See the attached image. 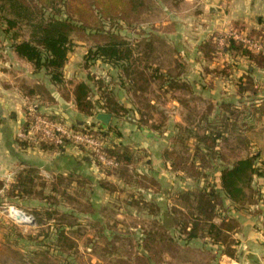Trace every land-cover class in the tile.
<instances>
[{
	"label": "rangeland",
	"instance_id": "374dc122",
	"mask_svg": "<svg viewBox=\"0 0 264 264\" xmlns=\"http://www.w3.org/2000/svg\"><path fill=\"white\" fill-rule=\"evenodd\" d=\"M64 1L0 0V71L8 72L22 93V87L35 89L42 95L49 92L53 96L52 91L58 92L63 109L71 108V92L81 82L89 84L90 97L96 107H100L102 96L110 95L120 101L127 95L131 107L127 109V115L113 118L112 123L117 124L111 123L115 131L113 139L121 135L119 124L130 118L140 128L153 131L163 140L162 150L166 145L173 149L166 152L167 157L174 153L185 159H193L198 142L195 136L198 138L206 132L214 134L220 129L226 131L224 138L227 141H219L218 149L211 158H206L205 173L198 175V178L184 172H171L158 178L140 171L133 174V165L139 162L141 150L130 151L134 162L130 165L132 177L128 181L117 177L112 183L98 182V186L93 185L96 181L78 179L74 175H54L44 171L49 175L46 177L41 171L40 176L35 177V187L26 191L22 204L14 206L5 203L4 199L0 203V264H157L161 260L172 264V253H177L178 249L182 252L184 242L188 241L181 228L174 224L172 206H182L179 199L190 190L208 188L220 192V171L248 157H259L258 162L263 167L261 176L254 178L246 190L248 204L239 209L247 208L249 211V205H264V102L259 110L253 112L252 109L246 110L249 106L245 105L243 98L236 100L233 94L227 95L238 84L241 71H246L242 62L244 55L241 51H230V42L253 53L264 54V34L259 33L264 31V26H245L241 22H232L228 28L210 26L214 22L204 11L205 5L214 3V0H194L193 3L188 0H107L105 5L100 1V7L94 2L92 15L86 11V7L83 8L84 21L72 35L73 50L62 71L64 81L55 85L44 72L36 73L30 63L15 58L10 38L14 34L18 41L31 40L34 24L55 15V10L50 9L52 5L57 9L62 6L60 15L67 16ZM189 10L191 18L195 13L202 17L194 22L191 19L189 26H183L184 22L179 24L178 21L186 18ZM14 11L22 12V18H17ZM8 19L17 20L15 30L9 35L4 31ZM176 38L180 41V47ZM111 39L129 44L132 57L128 65L144 73L140 75L145 78L144 92L134 95V89L121 77L119 68L92 59L90 51L95 52L97 45ZM245 39L261 45L262 49L257 50ZM207 42L213 44L211 53L205 52L209 59L206 60L208 68L206 65H195L193 69L185 68L182 72L177 70L179 66L175 68L176 64L183 66L185 60L194 57L197 47L204 52L203 47ZM178 50L182 51L181 57L176 54ZM227 52L228 55L223 56ZM173 75L179 78L181 86L179 91L169 94L164 86L169 84ZM184 80L191 84L190 89H187ZM54 98L49 107L59 105ZM222 103L233 105L230 106V113L236 112L239 116L235 132L221 126L222 118L227 114L220 106ZM39 105L36 97L28 104L29 107ZM50 117L61 120L59 115L50 114ZM180 121L183 124H179ZM113 139L110 145L117 150ZM149 146H152L151 139ZM91 162L105 173L106 168ZM123 184L127 192L126 187H120ZM132 185L136 187L130 190ZM139 187L152 188L148 191ZM112 192H116L115 197L110 196L105 201L102 194ZM130 200L135 205L130 206ZM43 202L45 206L41 205ZM224 209L226 211L221 213V217L223 214L232 216L240 212L228 199H225ZM18 212L31 218L30 222L21 224L27 220L25 216V220H20L18 216L22 214ZM41 212L45 217L43 222L37 221V214ZM260 212L263 210L254 209L247 213L263 216ZM154 232L162 235L149 244L145 238ZM195 246L191 245V248ZM147 248L149 254L144 252ZM209 259L207 255L201 261L207 263Z\"/></svg>",
	"mask_w": 264,
	"mask_h": 264
},
{
	"label": "trees",
	"instance_id": "16d2710c",
	"mask_svg": "<svg viewBox=\"0 0 264 264\" xmlns=\"http://www.w3.org/2000/svg\"><path fill=\"white\" fill-rule=\"evenodd\" d=\"M100 1L104 5L107 3V0H65L63 8L66 9V13L68 14L62 17L60 15L62 6L57 9L56 6L52 5L50 9L55 10V15L48 20H42L38 24H34L35 30L31 40L18 41V38L13 34L10 38L12 41L11 49H13L19 59L30 63L36 73L44 72L53 84H62L64 81L62 71L73 50L74 42L72 35L77 30V26H82V22L84 21L85 12L83 8L86 7V11L92 15L93 3H98L99 6ZM14 12H16L14 14L17 15V18H22V12ZM7 25L4 31L9 35L15 30L17 20L8 19ZM259 33L264 34V31H260ZM212 48V43L207 42L203 50L209 54L213 50ZM229 50L241 51L244 56L254 61L257 66L264 68V54H254L247 48L237 45L235 42H230ZM90 55L93 56L92 59L102 60L105 63L119 68L121 77L134 89V95H137L139 92H144L145 78L144 76L140 77L144 73L141 69V71L139 69H133L128 65L132 57V50L128 43L123 40L111 39L105 44L97 45L95 52L90 51ZM86 58L88 59V56ZM156 73L158 74L159 72L157 71ZM22 88H24L23 95L29 102L34 97L39 100L40 105L36 112L46 116L41 111V107L42 105L48 106L53 103L54 97L52 94L48 92L46 95H42L35 89L28 87ZM246 89L248 88H241V90ZM71 97L79 113L91 120H94L101 111L111 114L113 118H121L128 114L127 108L120 104L119 100H115L110 95L102 96L100 99V107H96L95 103L91 100L90 86L87 82H81L75 85L71 92ZM230 108L229 106H222L223 112L227 114L223 116L221 126L230 128L232 132H235L238 128L239 116L236 112L230 113ZM228 113H230V116ZM29 117L30 115L27 113V120L24 127L29 124ZM98 125H100L99 122L95 123L92 121L91 125L84 122L79 126L76 123L72 128L75 131L82 132L88 130L105 143L104 152L118 163L117 168L105 169L104 172L107 175H114L125 181L131 180L130 165L134 162L131 152L126 148H123L121 151L116 150L114 147L112 148L110 145L112 143L111 134L115 133L113 126L105 127L108 129L105 131L103 125L97 129L96 127ZM208 133L210 132H206L202 136H198V138L195 136V141L198 142L195 145L196 153L193 159H185L174 153L168 154L169 159H171V166L175 171L184 172L193 178H198V175L205 173L204 166L207 163L206 158H211L213 152L218 149L217 146L220 140L224 139V141H227L224 138L226 131L220 129L214 134ZM20 144L27 147L25 143L20 142ZM65 147V145L56 146L54 143L42 139L38 146V148L48 152H59L65 149ZM77 149L83 152L81 148ZM258 159L259 157L240 159L220 171L218 189L222 195L215 189L209 190L208 188L190 190L181 195L179 202L182 203V206L181 208L173 207L172 215L174 217V224L181 228L188 241L207 237L212 244L222 246L225 255L230 258H235L236 253L233 248L235 240H233L232 234L237 229L238 222L227 215L221 217V213H225L226 211L224 209L225 199H228L233 204L236 211L248 204L246 190L251 186L254 178L261 176L260 170H262L263 166L259 164ZM91 161L93 160L91 159ZM96 164L103 167L100 163ZM37 176V171L29 169L20 172L16 176L15 181L9 186L0 180V203H3L4 199L5 203L14 206L22 204L26 198V191L35 187V177ZM44 187L45 185H43ZM41 205L45 206L44 202ZM261 214L263 215L264 222V210ZM43 215L42 212L38 213L37 217L39 219L37 221L43 222L45 220ZM217 217H221L222 221L220 224L215 222ZM146 237L145 239L147 241L149 240V244L156 241L155 232L148 234ZM146 247H148V244Z\"/></svg>",
	"mask_w": 264,
	"mask_h": 264
},
{
	"label": "crops",
	"instance_id": "0c3cea01",
	"mask_svg": "<svg viewBox=\"0 0 264 264\" xmlns=\"http://www.w3.org/2000/svg\"><path fill=\"white\" fill-rule=\"evenodd\" d=\"M188 1L190 3H193L194 0ZM205 7L206 8L204 13H208L209 19L214 22L213 24H210V26H223L226 28L227 26H231L232 22H241L245 26H264V0H214V3L205 5ZM190 10L188 11L189 14L186 16V18L182 17V20L180 19L178 21L179 24L184 22L183 26H186V24L189 26L191 19H193L194 22L196 21V18L202 17L200 14L195 13V16L191 18ZM185 20L188 22H185ZM253 20H255L256 23ZM201 34H203V32ZM177 41V45L180 47V41ZM196 45L197 44L195 43V46ZM198 46L200 47V45ZM197 49L195 52V56L185 60L186 62H184L183 66H181L180 64L175 65V68L179 66L177 68L179 72L184 71L185 68L187 70L189 68L193 69L195 65H199V67L206 65L207 68L209 67L206 63V60L209 61V59L206 57L205 51L203 52L198 47ZM176 54L181 57L182 51L178 50ZM227 55L228 52L224 53L223 56L226 57ZM243 57L242 62L245 64L244 66L246 68V71L240 70L241 73L238 76V84H236V87L231 88L230 91L232 92L228 93L227 95L233 94L236 100L243 98V100L245 101V105L249 106L248 108H246V110L252 109L253 112H255L256 110H259V107L263 106L262 102H264V68L257 66L255 62L248 57ZM15 58L20 61V59L16 55ZM175 77L176 76L173 75L170 78L171 81L169 82V84L166 83V86H164L166 92H169V94L180 90L181 82H179V78ZM10 78L11 76L8 72L0 71L1 181H3L4 183L6 182L8 186V184H11L15 181L16 176L20 172L29 169L37 171L38 176H40L41 171H46L49 174L62 176L74 175L78 179L84 178L91 180L92 182L96 181V183H93V185H98V182L103 184L102 181L112 183L114 180H117V177H115L114 175H107L106 173L101 172L97 168V166L93 162H91L88 155L84 154L82 151L78 150L72 145L66 146L65 149L59 152H48L36 147L27 148L26 146L21 145L17 140V134L18 131L26 123V110L29 111L30 107L28 106L29 101L25 98L19 87ZM184 81L187 83V85H183L187 86V89H190L192 87L191 84L186 80ZM243 87H247L248 89L241 90V88ZM52 93L55 99L59 102V105H56L55 107L42 105L41 111L49 115H59L61 117V120L67 125H74L76 123H82L83 121L88 120L86 117L82 116L79 113L73 101L69 103L71 108L65 109L64 107V109L66 110L64 111L63 106L60 105L61 103H63L60 100L62 99L60 94L53 91ZM253 99H256V101H253ZM177 101L179 104H181L179 99ZM119 103L124 105V107L127 109L131 107V102H129V97L127 95L121 98ZM223 105L229 107L233 106L228 103H222L220 104L221 108ZM113 121L114 119L112 117L111 123ZM179 124H183L182 121H180ZM119 126L121 127L122 136L120 135V137H115V139H113L114 134H112V139L117 145V150H120L122 147H127L126 149H128L129 151L141 150V153H143H140L139 155V162H136L133 165V174L137 171H140L145 175L153 177L156 176L158 178V176H163L171 172L178 173V171H175L172 168L171 159H169V157L165 155L167 151H171L173 149L166 145L164 150H162L164 142L159 137H157L153 133V131L147 128H140L139 124L135 120H131L130 118L127 120V122L120 123ZM105 127L107 128L108 126H104V128ZM150 139L152 146H149ZM134 185H132L129 189L133 190L136 187ZM120 187L124 188L126 186L123 184V186L121 185ZM150 188L152 187H139V189H146L148 191H150ZM125 189V191L127 192V187ZM115 193L112 192L102 195L104 197V200L108 201L107 198H110V196L115 197ZM147 201L148 200H146V202ZM106 203L109 204V202ZM128 203L130 206L135 205V202L131 200ZM173 207L181 208L179 204H174L172 208ZM248 207H250L249 211H253L254 209L264 210V205L258 203L249 205ZM246 209L238 210L240 212H237V214H233L232 216L228 215L238 222V227L233 233L232 237L235 240V244L233 246L236 253L235 258H230L225 255L223 253L222 246L212 244L210 239L207 237H201L192 241H187V243L184 242V245L181 248L182 252H184L182 253L178 249L177 253H172L171 263L264 264L263 217L261 215L253 216L251 214H248L249 211L248 209ZM223 216H225V214H223ZM221 221V219L215 220L217 224H220ZM155 235L157 237L158 235H162V233L158 234L157 232H155ZM191 245L196 246L195 248H191ZM147 250L148 248L144 252L148 253ZM185 251H187L186 254ZM207 255L210 259L207 263H203L201 260L207 257ZM164 262V260H161L157 264H168L167 262Z\"/></svg>",
	"mask_w": 264,
	"mask_h": 264
},
{
	"label": "built area",
	"instance_id": "2783aa9c",
	"mask_svg": "<svg viewBox=\"0 0 264 264\" xmlns=\"http://www.w3.org/2000/svg\"><path fill=\"white\" fill-rule=\"evenodd\" d=\"M229 35H232L229 33ZM248 44L250 41L245 39ZM250 45L257 50H261V45L257 43H250ZM38 106H32L29 108L30 122L26 127H22L17 134V140L19 142L25 143L27 146H32V148L39 146L42 140L50 141L56 146H63L64 144L70 143L76 148H81L84 154H87L90 159H93L95 163H100L106 169H114L118 167V163L111 157H109L105 152V143L90 133L88 130L75 131L70 125L65 124L62 120H54L49 114L40 115L36 112ZM88 125L91 122L87 121ZM96 128L102 126L99 123ZM44 172V171H43ZM46 177L49 175L44 172ZM24 214V213H23ZM27 222L30 219L26 214H24Z\"/></svg>",
	"mask_w": 264,
	"mask_h": 264
},
{
	"label": "water",
	"instance_id": "95a60500",
	"mask_svg": "<svg viewBox=\"0 0 264 264\" xmlns=\"http://www.w3.org/2000/svg\"><path fill=\"white\" fill-rule=\"evenodd\" d=\"M111 120H112V115L108 114V113H99L97 114L96 118H95V123L99 122L104 126H110L111 124ZM89 159V158H88ZM20 222V221H18ZM21 224H28V222H20Z\"/></svg>",
	"mask_w": 264,
	"mask_h": 264
},
{
	"label": "bare ground",
	"instance_id": "6f19581e",
	"mask_svg": "<svg viewBox=\"0 0 264 264\" xmlns=\"http://www.w3.org/2000/svg\"><path fill=\"white\" fill-rule=\"evenodd\" d=\"M18 213H20V214H22V216L21 215H19L18 216V218H20V220H25L24 218H23V216H25L22 212H18ZM26 218V217H25ZM27 220V219H26Z\"/></svg>",
	"mask_w": 264,
	"mask_h": 264
}]
</instances>
